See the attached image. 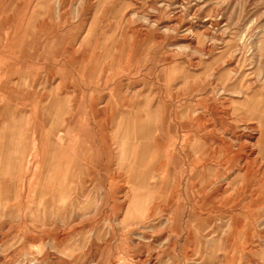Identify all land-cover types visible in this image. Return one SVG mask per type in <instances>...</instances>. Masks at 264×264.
I'll list each match as a JSON object with an SVG mask.
<instances>
[{"label": "rangeland", "instance_id": "obj_1", "mask_svg": "<svg viewBox=\"0 0 264 264\" xmlns=\"http://www.w3.org/2000/svg\"><path fill=\"white\" fill-rule=\"evenodd\" d=\"M253 93L264 0H0V114L28 139L26 179L0 182V264H264ZM53 96L70 138L44 133Z\"/></svg>", "mask_w": 264, "mask_h": 264}, {"label": "crops", "instance_id": "obj_2", "mask_svg": "<svg viewBox=\"0 0 264 264\" xmlns=\"http://www.w3.org/2000/svg\"><path fill=\"white\" fill-rule=\"evenodd\" d=\"M39 34L45 33L44 30L37 31ZM256 94L253 93L252 96ZM251 96V97H252ZM259 96H261L262 101L260 108L254 110L257 116V119L260 120V126L261 129H264V95L259 93ZM250 97V98H251ZM249 98V101H250ZM67 98H60L58 96H53L51 99H49L42 107V126H45V119H48L49 116L53 115L54 122L52 124H48V130H46L44 133L51 134V133H62L66 134L70 137H72V133H74L76 127V117L77 110H74V107H69L67 105L68 103ZM250 105V103H249ZM71 109V110H70ZM153 117V113L150 118ZM136 118V119H135ZM135 118L131 119L132 123L134 122H140V116L137 115ZM194 120L196 121L195 129H191L190 131L187 130V128H192L190 125V122H184L182 124V128L184 129L185 133L182 136V142L184 137L188 138L190 134L194 135L196 137L195 131L200 126V118L195 117ZM192 120V121H194ZM61 121V122H60ZM118 127V126H117ZM117 127L115 128V132L117 131ZM148 129H142L138 124L132 125L129 132L132 134H146L149 131ZM154 128V124L152 125V130ZM155 130V129H154ZM185 135V136H184ZM259 142H263L261 144V149L264 151V138L262 135L259 137ZM27 142L28 139L25 137V133L23 131V125L21 122V119L16 118L13 116L11 111H9L7 108L0 114V182H4V184L9 183V186L12 182H21L22 180H25L26 178L22 176L23 170L25 169L27 174ZM188 146V145H187ZM199 148V147H198ZM196 160V159H193ZM196 167H198V174H203V169L205 167L211 166V163L205 162V161H197L194 163ZM201 168V169H200ZM206 169V168H205ZM24 174V175H25ZM22 176V177H21ZM5 188V187H3Z\"/></svg>", "mask_w": 264, "mask_h": 264}, {"label": "bare ground", "instance_id": "obj_3", "mask_svg": "<svg viewBox=\"0 0 264 264\" xmlns=\"http://www.w3.org/2000/svg\"><path fill=\"white\" fill-rule=\"evenodd\" d=\"M254 98H257L256 95L253 96L252 99L249 101L250 105L256 107V105L259 104L258 106H260V105H261V101H259V100H255V101H253ZM252 112H253V111H252ZM252 112H251V113H252ZM253 114H254V113H253ZM256 117H257V116H256ZM201 172H202V171H201ZM200 174H201V173H200ZM203 178H204V177H203ZM49 181H50V180H49ZM43 184H44V182H43ZM46 186H47V185H46ZM49 186H50V184H49ZM49 186H48V187H49ZM53 186H54V185H53ZM48 190H49V189H48ZM49 191H50V190H49ZM51 191H52V189H51ZM55 192H56V190H55ZM52 193H53V192H52ZM15 195H16V194H15ZM46 195H47V194H46ZM20 196H21V195H20ZM57 196H59V195H57ZM55 197H56V196H55ZM39 198H40V197H39ZM4 199H5V198H4ZM5 200H6V199H5ZM54 200H55V198H54ZM58 200H59V199H58ZM74 201H75V200H74ZM53 202H54V201H53ZM55 202H56V200H55ZM53 208H54V207H53ZM4 210H5V209H4ZM5 212H6V211H5ZM30 212H31V211H30ZM4 214H5V213H4ZM9 214H10V213H9ZM46 214H47V213H46ZM68 217H69V216H68ZM59 230H60V229H59ZM140 237H141V236H140ZM90 240H91V239H90ZM72 249H73V248H72ZM99 254H100V253H99Z\"/></svg>", "mask_w": 264, "mask_h": 264}]
</instances>
